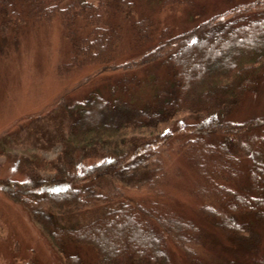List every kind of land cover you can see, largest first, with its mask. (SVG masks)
<instances>
[{
  "label": "trees",
  "instance_id": "trees-1",
  "mask_svg": "<svg viewBox=\"0 0 264 264\" xmlns=\"http://www.w3.org/2000/svg\"><path fill=\"white\" fill-rule=\"evenodd\" d=\"M24 1L28 15L43 21L58 20L62 25L71 43V58L64 70L94 63L110 66L121 33L120 27L107 18L118 12L129 16L135 4V0ZM175 3L194 4V0H164L163 6ZM0 13L9 23L23 19L14 0H0ZM133 25L137 45L155 44L133 64H114L113 68L128 70L161 61L168 64L163 84L170 86L162 91L163 98L157 100L155 110L140 111L137 117L129 118L130 124L136 122L143 129L156 127L161 121L171 122L180 112L201 115L158 137L163 138V144L167 139L172 141L193 173L189 192L200 202L198 214L235 239L252 255L251 260H214L200 250L202 228L166 191L164 165L163 189L157 180L160 170H154L156 176L149 170L147 194L130 198L82 225L59 226L37 207L46 195L60 210L87 207L98 196L84 190L85 182L124 171L128 165L131 157L116 148L123 129L106 117L110 104L96 91L66 106L62 157L53 176L46 179L32 172L27 179L8 178L0 181L1 189L30 208L53 245L65 254L66 264H87L70 252L75 244L91 246L97 254L95 264L133 259L149 264H264V117L231 118L238 103L264 81V0L235 6L180 32L165 26L154 34L149 17ZM117 82L114 91L122 81ZM60 117L59 123L63 121ZM98 146L108 148L114 158L97 164L81 163L86 150ZM18 164L25 168L31 163L27 156H21ZM243 214H249L258 225L260 235L252 234L258 238L262 233L257 242L250 241L238 223L237 217ZM139 217L143 223L136 221ZM245 243H252L254 249Z\"/></svg>",
  "mask_w": 264,
  "mask_h": 264
},
{
  "label": "rangeland",
  "instance_id": "rangeland-1",
  "mask_svg": "<svg viewBox=\"0 0 264 264\" xmlns=\"http://www.w3.org/2000/svg\"><path fill=\"white\" fill-rule=\"evenodd\" d=\"M14 1L23 12L22 20L9 23L0 13V181L27 179L32 172L51 178L62 157L61 139L66 133L63 112L66 106L96 91L110 104L106 117L123 129L116 148H122V152L131 157L128 165L124 171L100 175L85 182L84 190L98 196L87 207L60 210L52 205L48 195L36 206L51 215L59 226L82 225L130 198H141L147 194L146 184L149 183H145L146 176H156L155 169L160 170L157 180L161 181L163 189L164 165L166 191L202 228L200 250L214 260L234 259L237 263L245 257L251 260L252 255L242 250L235 239L212 227L198 214L200 202L189 192L193 173L181 153L174 150L172 141L167 139L163 144V138L158 137L169 128L194 121L197 116V119L202 118L201 115L180 112L171 122L161 121L156 127L145 126L143 129L136 122H129V118L137 117L140 111L150 113L157 108V100L163 98L162 91L170 86L163 84L168 64L166 66L159 61L128 70L115 69L113 65L133 64L155 44L152 41L137 45L135 21L149 17L154 24V34L165 26L180 32L210 16L253 0H194V4L175 3L166 7L163 6L164 0H135L129 16L118 12L112 14L113 18H107L120 27L121 33L110 66L94 63L75 66L71 70H64L71 58V43L60 22L36 19L28 15V5L24 0ZM117 81L122 82L114 91L113 84ZM240 102L232 119H240L237 116L244 119L264 117V81ZM59 116L63 120L61 123L57 121ZM114 155L108 148L98 146L86 150L80 161L87 165L97 164L114 158ZM21 156H27L31 164L20 167ZM136 221L143 223L140 217ZM237 221L244 227L245 235L250 236L249 240L257 242L260 236L257 238L252 234L259 233L258 225L252 217L243 214L237 217ZM243 242L240 241L241 244ZM245 244L254 249L252 243ZM71 248L70 252L80 255L87 264L97 263V254L91 246L75 244ZM32 262L66 264L65 254L53 245L30 208L8 197L0 187V264ZM115 264L149 262L133 259L118 260Z\"/></svg>",
  "mask_w": 264,
  "mask_h": 264
}]
</instances>
